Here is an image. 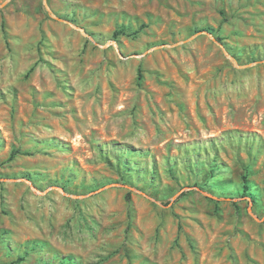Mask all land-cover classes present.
Here are the masks:
<instances>
[{
  "label": "rangeland",
  "instance_id": "rangeland-1",
  "mask_svg": "<svg viewBox=\"0 0 264 264\" xmlns=\"http://www.w3.org/2000/svg\"><path fill=\"white\" fill-rule=\"evenodd\" d=\"M67 258L264 264V0H0V264Z\"/></svg>",
  "mask_w": 264,
  "mask_h": 264
},
{
  "label": "trees",
  "instance_id": "trees-1",
  "mask_svg": "<svg viewBox=\"0 0 264 264\" xmlns=\"http://www.w3.org/2000/svg\"><path fill=\"white\" fill-rule=\"evenodd\" d=\"M243 192H244V193H247V191H246V186H243ZM127 200H129V199H127ZM71 262H72V259H71V258H67V259L64 261L65 264H70Z\"/></svg>",
  "mask_w": 264,
  "mask_h": 264
}]
</instances>
